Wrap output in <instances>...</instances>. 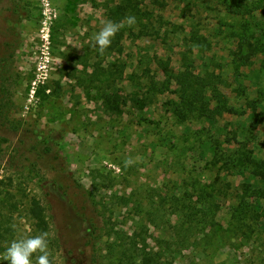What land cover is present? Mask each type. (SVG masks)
I'll return each instance as SVG.
<instances>
[{
	"label": "rangeland",
	"instance_id": "obj_1",
	"mask_svg": "<svg viewBox=\"0 0 264 264\" xmlns=\"http://www.w3.org/2000/svg\"><path fill=\"white\" fill-rule=\"evenodd\" d=\"M118 4L136 24L101 55ZM263 21L221 0H0V257L47 233L52 264H264V45L236 53Z\"/></svg>",
	"mask_w": 264,
	"mask_h": 264
},
{
	"label": "trees",
	"instance_id": "obj_2",
	"mask_svg": "<svg viewBox=\"0 0 264 264\" xmlns=\"http://www.w3.org/2000/svg\"><path fill=\"white\" fill-rule=\"evenodd\" d=\"M221 4L231 11L234 15L239 16H246L251 15L253 16L256 11H259L260 14L264 17V0H221ZM126 7L123 4H118L115 9L114 13L110 16V20L114 22H120L125 16ZM259 26V30L264 32V21L262 25L258 23L255 27ZM244 27V26H243ZM245 31L249 29V27H244ZM120 35V34H118ZM243 35V36H242ZM264 44L261 43L260 39L254 38L253 34L251 33L250 36L245 34H240L239 38L237 39V55L239 59L246 63L250 60L251 56L256 54L261 50V47ZM7 106V102L5 98L0 99V120L4 116V109ZM252 161V160H251ZM255 168V173L261 179L264 180V159L257 160L253 163ZM262 198L264 199V190L261 194ZM29 215L34 220L35 226L42 232L46 231L48 227V223L44 214V208L41 205L40 201L37 198L30 199V206H29ZM264 218V215H263Z\"/></svg>",
	"mask_w": 264,
	"mask_h": 264
},
{
	"label": "clouds",
	"instance_id": "obj_3",
	"mask_svg": "<svg viewBox=\"0 0 264 264\" xmlns=\"http://www.w3.org/2000/svg\"><path fill=\"white\" fill-rule=\"evenodd\" d=\"M102 23L103 26L100 31L93 37L92 45L101 55L110 47L112 39L121 28L125 26L132 27L136 24V17L129 15L120 22H114L109 19ZM133 162L132 158H127L125 167L130 166ZM35 253H40L37 257V264H52L49 258L51 253L48 246L47 233L13 240L6 249L5 254L0 257V260L7 261L8 264H32V256Z\"/></svg>",
	"mask_w": 264,
	"mask_h": 264
}]
</instances>
